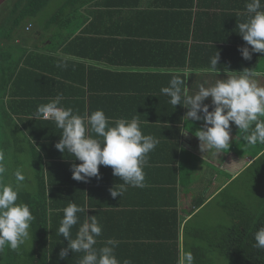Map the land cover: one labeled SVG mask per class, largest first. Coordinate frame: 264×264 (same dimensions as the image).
Returning a JSON list of instances; mask_svg holds the SVG:
<instances>
[{"label": "crops", "instance_id": "crops-1", "mask_svg": "<svg viewBox=\"0 0 264 264\" xmlns=\"http://www.w3.org/2000/svg\"><path fill=\"white\" fill-rule=\"evenodd\" d=\"M157 2L161 4L140 0L134 9L120 13L95 8L97 23L87 24L85 33L80 28L63 45L48 38L49 29L44 43L34 37L28 48L39 56L32 62L41 69L23 74L4 96L5 109L10 106L14 113L13 153L19 155V167L27 161L25 155L41 157L38 181L30 160L31 184L22 189L41 191L37 205L45 237L42 264H78L81 258L71 252L65 259L59 257L68 244L58 228L69 202L87 205L85 213L77 214L81 222L86 215L97 218L102 234L95 247L108 239L118 241L115 253L121 264H179L185 252L192 253L194 264L220 262L214 251L216 231L228 217L217 196L264 152L262 144L235 139L238 128L230 124L228 150L217 159L201 152L194 133L204 126L203 120L184 121L188 109L170 105L161 89L180 76L192 94L202 83L211 86L227 72L244 69L258 73L256 79L264 85V53H252L251 60H245L239 51L245 46L251 51L237 28L247 18L248 0H202L200 7L195 1L191 8L150 13ZM92 11L81 10L89 19ZM216 53L218 76L208 71ZM61 93L59 106L80 114L103 110L113 122L110 126L139 115L142 133L159 140L143 167V187H126L113 198L111 190L123 182L106 166L99 167V179L72 178L73 164L81 162L55 148L61 130L50 120L32 118L40 105ZM204 103L213 110L210 98ZM78 227L72 229L73 238ZM21 249L26 247L15 254ZM211 253L212 262L207 258Z\"/></svg>", "mask_w": 264, "mask_h": 264}, {"label": "clouds", "instance_id": "clouds-1", "mask_svg": "<svg viewBox=\"0 0 264 264\" xmlns=\"http://www.w3.org/2000/svg\"><path fill=\"white\" fill-rule=\"evenodd\" d=\"M264 0H248L245 5L246 19L237 24L239 35L251 46L239 49L243 59L251 60L252 53H264ZM219 53L211 58L208 71L219 75ZM59 66V65H58ZM253 70L227 72L225 79H216L211 86L200 84L196 92L189 94L186 79L173 76L168 87L161 93L166 95L172 106L181 105L188 109L184 121H201L204 126L194 135L199 140L201 152L218 157L230 147V124L238 128L239 138L246 144H264V85L256 77ZM210 98L213 110L204 102ZM63 94L40 105L32 118L52 121L61 130L60 140L55 148L61 153L70 154L80 164H73L72 178L87 182L91 178L99 179V167H111L113 175L120 178L122 184L111 190L113 198L120 197L126 187H143V167L147 157L159 143L152 135H144L141 131L139 115L131 119L120 118L112 121L103 110L91 113H76L72 108L59 106ZM95 134V138L93 136ZM4 156L0 152V252L5 248L18 251L30 238V227L34 216L30 207L18 202L19 193L25 187L26 177L22 170L16 169L12 183H5L8 171L3 163ZM117 187L120 190H117ZM87 205L78 206L69 202L62 209L63 217L59 222L58 234L68 241L67 247L60 253L65 259L68 253H80L78 264H121L115 250L118 241L108 239L104 246L95 247L97 237L102 234V227L95 216H87L80 221L78 213H85ZM79 225L75 238L73 227ZM254 247L264 250V227L254 234ZM123 264H131L124 260ZM179 264H194L191 252L183 253Z\"/></svg>", "mask_w": 264, "mask_h": 264}, {"label": "trees", "instance_id": "trees-1", "mask_svg": "<svg viewBox=\"0 0 264 264\" xmlns=\"http://www.w3.org/2000/svg\"><path fill=\"white\" fill-rule=\"evenodd\" d=\"M54 1L8 0L3 8L4 13L0 17V152L3 153V163L8 169L4 177L5 183H12L14 179L12 173L16 169L21 170V167L18 165L19 155L13 153L16 141L12 131V126L15 125L14 113L10 106L9 109H5L3 99L8 89L12 88L13 83L15 85L23 74H35L37 72L35 69H41L39 64L32 62L34 57L39 56L35 54V51L28 48L29 41L33 40L34 37H38V40L42 41L49 29L51 36L48 38L53 39V41L59 39V45H63L71 41V37L80 28V33H85L88 31L87 26L97 23L95 8L107 10V12L114 9V13H120V10L134 9L140 0H61L62 2L58 3L55 11L49 14L47 9L52 6ZM96 1L97 3H95ZM195 1L199 2L200 7L202 0H161V4L159 2L151 4L150 7L154 5L157 9L155 12L150 11V13L164 14L171 8H178L179 10L180 8H191ZM87 7L94 11H92V19L81 12ZM28 26L30 28L26 29ZM56 35L58 36L56 37ZM77 37L76 35L73 40H76ZM212 49L215 53L214 48ZM10 96L12 97V94ZM262 151H264V144H262ZM25 157L28 158L29 165L31 160L34 176L38 181L41 157L39 155H25ZM247 172L252 173L255 184L259 182L262 186L264 185V152L239 176ZM234 181L217 196L228 217L227 223H224L225 225L216 231L218 238L214 251L218 252L220 261L218 264L221 262L223 264H230V262L233 264H264V250L254 247V234L260 227H264V195L261 197L259 206L256 204V200H252L250 203L247 201L238 202L234 207L230 203L228 193V189ZM40 193V188L35 189V191L21 189L18 202L27 204L34 216L29 230L31 246L26 250L21 249L20 254L17 255L14 251L5 248L3 252H0V264L43 263L42 253L45 249V237L43 223L40 219L41 208L39 205L41 204L37 205V202L40 201ZM207 258L212 262L213 253ZM214 258L217 259L216 255Z\"/></svg>", "mask_w": 264, "mask_h": 264}, {"label": "rangeland", "instance_id": "rangeland-1", "mask_svg": "<svg viewBox=\"0 0 264 264\" xmlns=\"http://www.w3.org/2000/svg\"><path fill=\"white\" fill-rule=\"evenodd\" d=\"M61 2H62L61 0H55L52 3V6L48 7L47 13L50 14L53 11H55L56 6L58 5V3L60 4ZM4 7H5V3L0 7V17L4 13L3 12ZM21 170L26 177V180L24 182L25 185H30L31 184L30 165L27 161H25L24 164L21 166ZM254 181L255 180H254L252 173L247 172L243 174L242 176H239V178L231 184V186L228 189V193L230 195V203L233 204L234 207H235V204H237L238 202L242 201L244 203L245 201H247L250 203L252 200L253 201L256 200V204L259 206L261 197L264 195V185L262 186L261 183L259 182L255 184ZM255 190L256 192H254ZM214 208L216 207L213 206L211 210L213 211ZM230 223H231V220H230ZM30 245H31V235H30L29 240L25 242L24 247H26L27 249L30 247ZM230 264H233V263L230 262Z\"/></svg>", "mask_w": 264, "mask_h": 264}, {"label": "water", "instance_id": "water-1", "mask_svg": "<svg viewBox=\"0 0 264 264\" xmlns=\"http://www.w3.org/2000/svg\"><path fill=\"white\" fill-rule=\"evenodd\" d=\"M8 0H0V7Z\"/></svg>", "mask_w": 264, "mask_h": 264}, {"label": "built area", "instance_id": "built-area-1", "mask_svg": "<svg viewBox=\"0 0 264 264\" xmlns=\"http://www.w3.org/2000/svg\"><path fill=\"white\" fill-rule=\"evenodd\" d=\"M30 28V26H28L26 29H29Z\"/></svg>", "mask_w": 264, "mask_h": 264}]
</instances>
